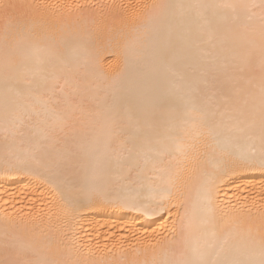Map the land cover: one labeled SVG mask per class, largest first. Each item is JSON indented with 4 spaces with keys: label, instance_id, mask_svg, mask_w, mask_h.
<instances>
[{
    "label": "bare ground",
    "instance_id": "6f19581e",
    "mask_svg": "<svg viewBox=\"0 0 264 264\" xmlns=\"http://www.w3.org/2000/svg\"><path fill=\"white\" fill-rule=\"evenodd\" d=\"M3 2L0 251L259 264L264 0Z\"/></svg>",
    "mask_w": 264,
    "mask_h": 264
},
{
    "label": "snow or ice",
    "instance_id": "6c2138e0",
    "mask_svg": "<svg viewBox=\"0 0 264 264\" xmlns=\"http://www.w3.org/2000/svg\"><path fill=\"white\" fill-rule=\"evenodd\" d=\"M18 7L16 4L12 3H4L3 0H0V9L4 11L5 16L9 14V10H14ZM61 8H66L69 12L73 10H79L84 7H95L86 6V5H61ZM115 6H113V9ZM261 56L264 57V30L261 33ZM260 125H261V137L264 140V82L261 85V110H260ZM197 160V156L195 151L192 156V164L195 167ZM223 213L220 216V221H223ZM51 219V218H49ZM11 222H8L10 225ZM243 221H239L233 225V228L230 232L227 233L228 237H236L241 240H248L254 243H258L262 253H264V216H261L259 224L256 225L255 230L251 226L247 229L242 227ZM193 223L190 221L186 226L188 232L193 228ZM8 226L5 228V232H7ZM186 237L181 239H175L170 244L171 250V258L166 259L164 261H152V264H239L236 261H228V260H212L206 258L208 255V251L202 252L199 258L194 257L188 250L185 248L184 242ZM227 240H225V243ZM213 246H209L211 248ZM28 256H35L34 249L25 250L23 256L20 253L12 251L7 243L3 245L2 251H0V264H90L87 261L80 260H72L65 256L60 244L57 242L55 247L49 246L48 248V256L46 259H35V258H26ZM94 264V262H93ZM121 264H148L147 261H125L122 260ZM259 264H264V257L261 258Z\"/></svg>",
    "mask_w": 264,
    "mask_h": 264
}]
</instances>
